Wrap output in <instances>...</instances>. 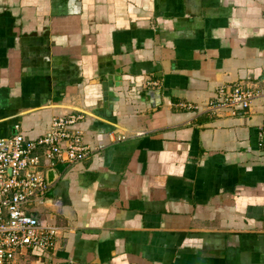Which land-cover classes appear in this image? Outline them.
<instances>
[{
    "label": "crops",
    "instance_id": "0c3cea01",
    "mask_svg": "<svg viewBox=\"0 0 264 264\" xmlns=\"http://www.w3.org/2000/svg\"><path fill=\"white\" fill-rule=\"evenodd\" d=\"M238 84L264 0H0V138L80 113L93 150L41 167L62 234L13 264H264V100L208 109Z\"/></svg>",
    "mask_w": 264,
    "mask_h": 264
},
{
    "label": "built area",
    "instance_id": "2783aa9c",
    "mask_svg": "<svg viewBox=\"0 0 264 264\" xmlns=\"http://www.w3.org/2000/svg\"><path fill=\"white\" fill-rule=\"evenodd\" d=\"M258 98L264 100V88L238 84L231 90L219 89L208 109L234 110L240 105L249 109ZM83 118L80 113L54 117L47 133L36 139L21 132L0 138V264H13L31 249L55 250L62 231L45 224L36 209L46 204L50 192L41 167H71L90 158L93 150L76 129Z\"/></svg>",
    "mask_w": 264,
    "mask_h": 264
},
{
    "label": "water",
    "instance_id": "95a60500",
    "mask_svg": "<svg viewBox=\"0 0 264 264\" xmlns=\"http://www.w3.org/2000/svg\"><path fill=\"white\" fill-rule=\"evenodd\" d=\"M239 107H242L241 105ZM56 178V172L54 170H50L47 173V180L48 182H52Z\"/></svg>",
    "mask_w": 264,
    "mask_h": 264
}]
</instances>
